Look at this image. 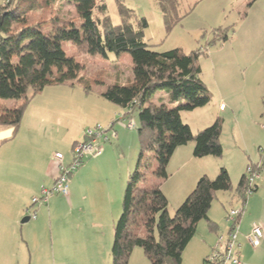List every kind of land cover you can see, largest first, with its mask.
Returning <instances> with one entry per match:
<instances>
[{
    "label": "trees",
    "instance_id": "obj_1",
    "mask_svg": "<svg viewBox=\"0 0 264 264\" xmlns=\"http://www.w3.org/2000/svg\"><path fill=\"white\" fill-rule=\"evenodd\" d=\"M63 1L74 6L77 20L56 16L51 9L56 0H5L0 6V99L16 101L12 108H0V128L12 127L16 131L29 100L48 86H78L89 94L93 83L100 84L79 75V65L61 49L64 42L92 57L128 54L132 81L108 85L100 94L124 110L117 121L130 120L136 112L139 122V151L113 229L111 264H128L135 248L143 251L150 264H180L182 252L200 221H206L210 230H215L208 211L216 192L231 190L227 170L219 168L214 179L199 177L173 216L168 214L167 199L158 185L140 188L138 182L154 163L152 174L158 180L166 179V167L174 151L189 142H193L194 158L222 156L220 118L195 135L180 119V111H192L211 100L201 79L200 53L184 54L179 49L151 51L144 40L146 20L132 23L133 12L122 0H115L118 25H113L106 15L105 0ZM153 1L165 31L169 32L181 20L177 0ZM220 36L222 41L227 40L225 34ZM160 91H167L169 102L176 105L167 108L162 97L157 98L158 104L152 102L151 97ZM247 189L243 174L235 190L243 206L248 198ZM256 189L257 184L252 194Z\"/></svg>",
    "mask_w": 264,
    "mask_h": 264
},
{
    "label": "rangeland",
    "instance_id": "obj_2",
    "mask_svg": "<svg viewBox=\"0 0 264 264\" xmlns=\"http://www.w3.org/2000/svg\"><path fill=\"white\" fill-rule=\"evenodd\" d=\"M4 1L0 0V6ZM122 1L124 6L133 12L132 23L141 18L146 20L144 40L151 51L163 53L179 49L184 54L200 53L198 64L201 69V79L211 94V100L207 105L192 111H180V119L182 123L188 125L193 135L209 127L216 118L222 120L224 154L221 158L209 156L208 159L203 160L209 161L206 168L208 178L214 179L219 168L224 167L231 182L230 191L215 193L208 214L223 216L230 210L237 212L243 210L241 215L247 217L252 214V219L257 214H262L264 197L262 201L255 200L256 193H253L248 196L243 206L236 197L235 190L240 176L245 172L247 163L255 162L259 150L264 149V0H177V12L181 20L169 32L165 31L161 14L153 0ZM105 5L106 15L111 23L118 25L120 20L115 0H105ZM51 9L56 16L77 20L74 6L71 3L56 0ZM221 34L226 35V41L221 40ZM61 49L66 57L72 58L74 63L79 65L80 76L100 82V84H92L95 93H100L108 85H126L132 81L131 59L128 54L106 53L105 57H92L77 51L70 42H64ZM77 90L79 89H76V92H79ZM49 92L47 90L42 96H38V93L32 97L22 119H25V125L31 128L35 117L33 114H37L38 117L42 115L44 117L42 125L48 134V147L53 152H60L69 162L73 143L82 140L86 129H95L96 124L103 125L99 119L107 115L97 109L96 112L93 111L90 108L91 105L88 106L85 102L75 101V96L67 98L66 95L49 94ZM156 94L151 97L152 102L158 104L157 96H159L162 97L167 108L176 105V103L169 102L167 91H160ZM88 98H90L89 102H92L93 98L98 97L89 95ZM15 104L14 100L0 99V108H12ZM53 104L57 106L51 107ZM221 105L223 109L226 108L225 112L220 111ZM118 110L114 119L116 127L123 126L126 132H132L136 140V155L132 160L131 169L133 171L139 151L136 134L139 124L137 113L134 112L130 120L117 121L124 114L123 109L118 108ZM38 111L41 114H38ZM234 120L237 121L236 125L233 124ZM130 122L134 125L132 129L126 126ZM113 132L114 129H111L106 132V135L111 137ZM104 145L110 146L108 143H103L102 146ZM190 145L193 146V142L175 151L174 159L169 160L166 167V180H159L162 182L160 188L167 199V210L170 216H173L176 209L184 202L199 179L196 180L192 189L189 186L191 190L184 192L190 175L197 166L202 164L201 159L191 157L192 153L186 156L184 150ZM243 146L246 147L245 150ZM114 150L116 154H120V150L117 151L116 147ZM132 157L131 153V159ZM181 164L184 166L178 168ZM154 168L155 163L145 178L138 182V187H149L152 184L159 186L156 183L158 179L152 174ZM78 170L73 172V175ZM263 179L264 173L257 184ZM39 195L40 192L35 197ZM52 196L54 199L59 198L54 202V209L47 212L45 209L47 204L41 207L33 206L29 215L35 210L37 217L40 214H65V205L60 200L63 196L61 194ZM45 226L46 224L43 223V227ZM44 231L48 234L46 227Z\"/></svg>",
    "mask_w": 264,
    "mask_h": 264
},
{
    "label": "crops",
    "instance_id": "obj_3",
    "mask_svg": "<svg viewBox=\"0 0 264 264\" xmlns=\"http://www.w3.org/2000/svg\"><path fill=\"white\" fill-rule=\"evenodd\" d=\"M76 89H79L77 90L79 92H76ZM47 90L50 91L49 94L66 95L67 98L75 96V101L79 100L87 103L88 106L91 105L93 111L97 109L99 112H104L107 116L99 120L102 126L112 125L115 138L110 137L114 140L108 142L110 146H102L101 155L86 160L81 168L69 177L68 195L60 199L65 205V214H40L35 221L29 220L30 222L21 224L22 218L28 216L27 213L24 214V210L27 207L31 210L34 208L31 199L39 194L41 187L52 186L57 176L53 156L60 152H53L48 147V134L42 125L44 123L42 115L38 117L37 114H33L35 117L31 128L25 125V119L21 120L16 131L12 127L0 128V264H111L113 229L121 213L124 189L132 172L136 140L132 132H126L123 126L116 127L114 119L119 107L100 96L104 89L100 93H95L92 87V91L85 94L78 86H48L38 96H42ZM89 95L98 98H93L92 102H89ZM56 106L53 104L51 107ZM225 110L226 108L223 109L221 105L220 111L225 112ZM37 113L41 114L40 111ZM236 122L234 120L233 124L236 125ZM222 134L223 129L220 135L223 155ZM114 147L117 151L120 150L119 155L116 154ZM186 147L188 148L184 151L188 156L192 153L193 146ZM242 148L246 149L245 146ZM177 149L175 151H179ZM173 157L172 155L170 160L174 159ZM247 158L249 159V155ZM203 159L208 157L201 158L202 164L190 175L184 192L191 190L200 176L208 175L206 168L209 161ZM258 160L259 155L255 162ZM63 162L68 164L65 158ZM255 162L249 161L247 165ZM183 166L181 164L178 168ZM156 183L159 187L162 184L159 180ZM254 193H256L254 199L262 201L264 179L257 184ZM56 199L59 198L54 199L52 196L48 200L45 208L47 212L54 209ZM225 215L208 214L209 221L215 226L213 231L206 221L197 224L194 236L182 252L180 264H203L204 258L215 244L217 235L227 232ZM43 223L46 224L48 234L44 231ZM253 224L260 225L263 230V236L257 247H251L243 238ZM239 229L242 245L240 264H264V210L253 219L252 214L247 217L241 215ZM128 264H150V262L140 248H135L132 250Z\"/></svg>",
    "mask_w": 264,
    "mask_h": 264
},
{
    "label": "built area",
    "instance_id": "obj_4",
    "mask_svg": "<svg viewBox=\"0 0 264 264\" xmlns=\"http://www.w3.org/2000/svg\"><path fill=\"white\" fill-rule=\"evenodd\" d=\"M121 118V117H119ZM128 129L134 127L133 123H128ZM111 130L110 126L96 125L95 129H86L83 132L81 141L72 145L71 160L68 164L63 162L64 157L60 153L53 156L56 163L57 176L50 188L41 187L40 195L31 199V205L41 207L47 204L48 199L54 194H61L67 196V182L69 177L78 170L86 161L101 155L103 151L102 144L108 143L111 139L106 135V132ZM111 138H115V133H112ZM101 141V142H100ZM264 173V149L259 150V160L255 163L249 164L245 168V177L247 180L248 189L246 196L252 194V189L260 180ZM25 213L28 214L29 220H36V210L29 215L30 208L27 207ZM241 210H230L225 215V222L228 225L227 232L218 234L215 244L211 252L204 258L203 264H240L241 242L239 218ZM263 236V230L258 224H253L247 234L243 236L245 242L251 247H257Z\"/></svg>",
    "mask_w": 264,
    "mask_h": 264
},
{
    "label": "water",
    "instance_id": "obj_5",
    "mask_svg": "<svg viewBox=\"0 0 264 264\" xmlns=\"http://www.w3.org/2000/svg\"><path fill=\"white\" fill-rule=\"evenodd\" d=\"M28 221H29V217L26 216V217L22 218L21 224L27 223Z\"/></svg>",
    "mask_w": 264,
    "mask_h": 264
}]
</instances>
